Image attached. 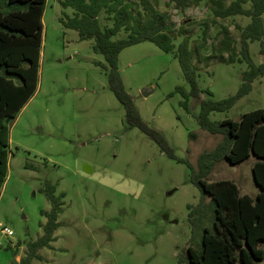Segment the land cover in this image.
Instances as JSON below:
<instances>
[{"label": "rangeland", "instance_id": "obj_1", "mask_svg": "<svg viewBox=\"0 0 264 264\" xmlns=\"http://www.w3.org/2000/svg\"><path fill=\"white\" fill-rule=\"evenodd\" d=\"M152 1L171 13L176 42L186 32L191 45L200 40L201 22L211 18V0H190L183 8L171 0ZM65 13L72 8L46 0L37 86L9 123L8 167L0 190V264L19 259L27 241L42 234L46 216L40 210L50 207L41 189L46 181L55 184L56 193L64 192L62 211L51 245L38 249L41 257L33 264H188L180 258L189 244L200 248L203 227H212L214 214L210 194L191 180L185 160L196 165L199 153L212 149L222 134L199 125L200 104L191 96L188 109L181 104L184 97L176 87L189 91L190 85L178 59L150 40L124 47L118 68L141 116L162 133L176 157L139 127H128L124 106L97 64L103 55L94 51L93 39L80 38L62 23ZM249 20L239 14L218 18L208 44L222 36L216 35L220 24H227L238 47L236 25ZM259 48V40L249 42L255 62L263 60ZM193 63L202 97L213 99L235 93L247 67L244 60L206 65L194 58ZM263 105L261 75L230 108L208 116L238 119ZM255 158L250 154L234 164L216 160L206 179H230L240 193L255 196ZM2 225L13 233L5 234Z\"/></svg>", "mask_w": 264, "mask_h": 264}, {"label": "trees", "instance_id": "obj_2", "mask_svg": "<svg viewBox=\"0 0 264 264\" xmlns=\"http://www.w3.org/2000/svg\"><path fill=\"white\" fill-rule=\"evenodd\" d=\"M171 1L183 8L190 0ZM211 1V18L202 20L200 40L194 45L190 32L175 41L178 35L175 20L152 0H59V3L72 8L71 14L61 17L62 23L76 29L80 38L93 39L94 51L103 55L104 60H98L97 64L105 69L109 87L124 106L128 127H139L169 156L176 157L162 133L141 116L118 68L119 53L124 47L150 40L162 50L173 52L178 59L190 85L189 91L176 87L184 97L181 104L188 109L191 96L200 104L196 115L199 125L211 133L222 134L212 149L199 153L196 165L185 160L191 169V180L202 193L211 196L214 219L212 227H203L200 248L189 244L185 258L180 259H186L188 264H264V105L243 112L238 119L211 120L208 116L211 110L230 108L252 88L255 78L264 75V0ZM45 3L46 0H0V190L8 167L9 123L33 95L38 82ZM237 14L250 18L245 25H236L240 30L239 46L227 24H220L216 35L222 36L208 44L212 24L218 18ZM253 40L260 41L259 52L263 56L260 62L253 60L249 50V42ZM194 58L206 65L214 60H244L247 67L242 70L237 91L219 99L202 97ZM207 93L210 95L211 91ZM250 154L256 156L251 167L253 180L259 187L255 196L240 193L238 185L230 179H206L216 160L234 164ZM41 189L50 201L48 209L40 210L46 216L43 232L27 241L24 254L19 259L12 256L8 264H33V258L41 257L38 249L50 246L55 237L64 192L56 193L55 184L50 181Z\"/></svg>", "mask_w": 264, "mask_h": 264}, {"label": "built area", "instance_id": "obj_3", "mask_svg": "<svg viewBox=\"0 0 264 264\" xmlns=\"http://www.w3.org/2000/svg\"><path fill=\"white\" fill-rule=\"evenodd\" d=\"M1 230L7 235L13 233V230L10 227L6 226V225H2L1 226Z\"/></svg>", "mask_w": 264, "mask_h": 264}, {"label": "water", "instance_id": "obj_4", "mask_svg": "<svg viewBox=\"0 0 264 264\" xmlns=\"http://www.w3.org/2000/svg\"><path fill=\"white\" fill-rule=\"evenodd\" d=\"M144 94L146 93V91L143 92Z\"/></svg>", "mask_w": 264, "mask_h": 264}, {"label": "crops", "instance_id": "obj_5", "mask_svg": "<svg viewBox=\"0 0 264 264\" xmlns=\"http://www.w3.org/2000/svg\"><path fill=\"white\" fill-rule=\"evenodd\" d=\"M22 108V107H21ZM10 140V139H9Z\"/></svg>", "mask_w": 264, "mask_h": 264}]
</instances>
